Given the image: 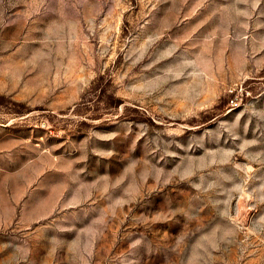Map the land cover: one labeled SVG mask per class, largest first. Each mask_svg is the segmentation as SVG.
<instances>
[{
  "label": "rangeland",
  "instance_id": "obj_1",
  "mask_svg": "<svg viewBox=\"0 0 264 264\" xmlns=\"http://www.w3.org/2000/svg\"><path fill=\"white\" fill-rule=\"evenodd\" d=\"M0 264H264V0H0Z\"/></svg>",
  "mask_w": 264,
  "mask_h": 264
}]
</instances>
